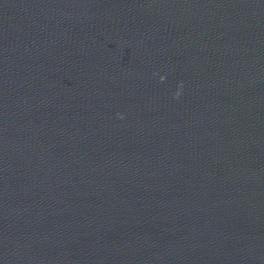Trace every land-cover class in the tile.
I'll use <instances>...</instances> for the list:
<instances>
[{
    "label": "water",
    "instance_id": "95a60500",
    "mask_svg": "<svg viewBox=\"0 0 264 264\" xmlns=\"http://www.w3.org/2000/svg\"><path fill=\"white\" fill-rule=\"evenodd\" d=\"M0 264H264V0H0Z\"/></svg>",
    "mask_w": 264,
    "mask_h": 264
}]
</instances>
